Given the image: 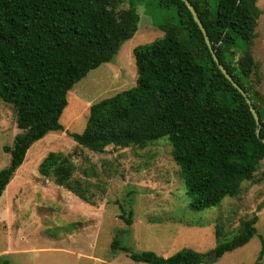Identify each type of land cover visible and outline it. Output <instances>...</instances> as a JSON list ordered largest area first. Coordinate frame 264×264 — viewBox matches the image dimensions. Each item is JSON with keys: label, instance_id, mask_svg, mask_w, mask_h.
Segmentation results:
<instances>
[{"label": "trees", "instance_id": "1", "mask_svg": "<svg viewBox=\"0 0 264 264\" xmlns=\"http://www.w3.org/2000/svg\"><path fill=\"white\" fill-rule=\"evenodd\" d=\"M127 0H0V99L11 105L21 131L11 161L0 171V200L33 145L50 132L64 130L60 120L68 94L87 74L113 60L138 30L140 16ZM196 9L212 50L247 93L260 119L257 125L241 93L222 74L204 35L182 0H163L177 12L175 24L161 25L164 36L134 49L135 87L90 108L86 129L70 134L95 153L110 146L144 149L166 138L191 199L190 210L216 207L236 197L264 160V111L251 94L249 80L258 65L249 53L259 18L257 0H189ZM243 58L234 61L236 51ZM260 130V136L257 130ZM69 155L50 153L40 174L88 201V189L73 180ZM132 225L133 211L120 216ZM258 216L216 248L217 257L247 245L256 235ZM259 257H264V240ZM137 263L202 264L207 255L191 249L170 257L133 253L112 242Z\"/></svg>", "mask_w": 264, "mask_h": 264}, {"label": "rangeland", "instance_id": "2", "mask_svg": "<svg viewBox=\"0 0 264 264\" xmlns=\"http://www.w3.org/2000/svg\"><path fill=\"white\" fill-rule=\"evenodd\" d=\"M163 0H127L140 16L138 30L109 63L89 72L68 94L61 124L27 153L0 200V264H144L114 251L112 242L133 253L154 252L170 257L191 249L208 257L202 264H254L264 240V160L240 193L222 204L191 211V199L179 167L164 138L144 149L110 146L104 153L83 148L70 137L87 126L92 105L136 86L134 49L164 36L161 25L177 22L173 5ZM212 8L219 0H207ZM259 18L249 53L258 65L249 88L264 111V0H257ZM236 51L234 61L243 58ZM21 131L14 108L0 99V171L11 161L12 147ZM50 153L69 155L75 165L73 180L88 189V201L40 174ZM122 209L133 211L132 225L121 219ZM258 216L257 235L245 246L218 258L216 248ZM261 264H264V257Z\"/></svg>", "mask_w": 264, "mask_h": 264}, {"label": "water", "instance_id": "3", "mask_svg": "<svg viewBox=\"0 0 264 264\" xmlns=\"http://www.w3.org/2000/svg\"><path fill=\"white\" fill-rule=\"evenodd\" d=\"M186 6L188 7V9L190 10L195 22L198 24L200 30L202 31L204 38H205V42L207 44V46L210 48L212 54H213V58L214 61L216 62L218 68L220 69V71L222 72V74L226 77L227 80L230 81V83L241 93V95L245 98L247 104L250 107L251 113L257 123V125L260 127V119L259 116L257 114L256 109L254 108L250 98L248 97L247 93L245 92V90H243V88H241L239 86V84L233 79V77L228 73V71L226 70V68L220 63L218 57L216 56V54L213 52L212 50V46H211V42L210 39L208 37L207 31L203 25V23L201 22L198 13L196 11V9L194 8V6L192 5V3L189 0H182ZM257 135L260 136V130H257ZM264 142V141H263ZM217 256V253L215 255V257Z\"/></svg>", "mask_w": 264, "mask_h": 264}]
</instances>
